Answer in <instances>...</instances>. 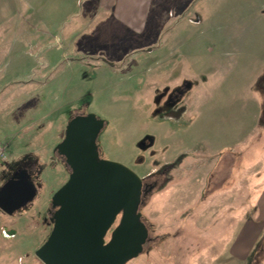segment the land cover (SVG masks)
<instances>
[{"label":"rangeland","instance_id":"rangeland-1","mask_svg":"<svg viewBox=\"0 0 264 264\" xmlns=\"http://www.w3.org/2000/svg\"><path fill=\"white\" fill-rule=\"evenodd\" d=\"M80 3L0 0L9 15L0 24V188L26 171L38 191L14 214L0 210V264H44L36 252L53 228L51 199L70 175L55 148L70 120L89 113L105 123L98 158L153 185L139 205L149 241L126 264H222L231 227L215 221L230 219L231 203L241 218L243 180L264 164V0H153L139 6L138 31L99 4L74 11ZM71 28L79 33L66 35ZM126 38L128 50H118ZM64 43L57 62L53 48ZM14 44L24 45L21 64L9 59ZM228 155L247 164L235 169L233 194H214ZM259 176L249 186L264 182V169Z\"/></svg>","mask_w":264,"mask_h":264},{"label":"water","instance_id":"water-1","mask_svg":"<svg viewBox=\"0 0 264 264\" xmlns=\"http://www.w3.org/2000/svg\"><path fill=\"white\" fill-rule=\"evenodd\" d=\"M104 125L93 113L78 114L55 148L70 175L51 199L53 228L36 252L44 264H126L149 241L139 212L143 179L123 164L98 158ZM37 193L27 174L18 172L0 188V210L12 215Z\"/></svg>","mask_w":264,"mask_h":264},{"label":"crops","instance_id":"crops-1","mask_svg":"<svg viewBox=\"0 0 264 264\" xmlns=\"http://www.w3.org/2000/svg\"><path fill=\"white\" fill-rule=\"evenodd\" d=\"M53 1L80 3L83 0H53ZM151 2H153V0H85L82 3H80L82 4V6L75 8L74 11H78L79 8H81L80 13H84V16H86L85 11H87V9L91 10V4H99L108 15L110 13L114 15L115 20L114 19L112 20L114 21L117 20V22H119L120 25H123L128 30L134 31L135 29L138 31L137 19H139V12H138L140 8L139 6L143 3H151ZM86 3L90 4V6L89 5L86 6L85 5ZM141 9H142L141 10V17H142V15L144 14V9H145L144 6L141 7ZM108 11H110V13ZM8 18H9V15L5 17V10H4V5H3L1 15H0V24H2V22H4V20ZM94 19H97V18H94ZM111 29H112V25H111ZM68 30H71V31L66 32V35H69L74 32L79 33L78 30H72V28ZM89 31H90V28H88L87 30L84 28L82 29V32H80L81 34L79 35V37H81L83 40L82 46L79 51L82 54H85L84 47H86V44L90 42L89 39L86 38ZM110 38L111 40H113L114 36L112 35L110 36ZM120 40L118 42L119 44L117 45L118 50H128V46H124V43H126L127 45V42L129 41L128 38H126V40L125 39H123L122 41ZM88 46H91V44H88L87 47ZM21 48L22 50H24V45L20 46V45L14 44L11 46L10 49H7V51L12 50V54H10L9 59L10 60L12 59L16 63L21 64L20 55H19ZM67 48H70V43H64L62 46H57L56 49L53 48V50H55V53H57L56 57L59 58L57 62L65 55V51L67 50ZM0 51L4 52L3 46H1ZM92 55L90 53L89 54L87 53L85 56L91 57ZM2 58H4L3 55H2ZM30 58L32 59L31 63L34 64L35 62L33 61V58L31 56ZM38 65L39 64L35 65L36 70H37ZM10 72H11L10 70H7L5 72V75L6 76L9 75ZM40 73L41 72L39 71L37 75H39ZM6 80L7 79H4V77L2 76L0 77V82H4ZM6 155H7V151H6ZM227 157H229V163H230L229 170L226 172V175L223 174L222 171H220L221 172L220 175L223 174L224 176L219 179V180H223L225 178L226 181L224 185H219V183H215V186L213 187V191H212L214 192V194H224V195L233 194V192L236 190L234 186L235 169L237 172V170L239 169L240 163L242 164L243 162H245L247 164V162L243 158L239 160L238 158L234 157V155H228ZM260 160H263V163H264V155ZM217 166L218 165L215 163V171H213L214 177L218 174L217 169H216ZM263 169H264V164L259 162L253 165V169H251V166L248 169L249 173H256L255 175H249L247 179L242 176V178H244L243 181L244 183H246V185L244 186V188L242 187L243 192H240V194L247 195V197L241 201L239 208L237 210L241 218H238V219L235 218L236 215L234 216V218L231 217V215L234 213V211H230L232 207L234 206L231 203V204H228L229 207L226 206V210H225L226 212L229 213L230 219H226V220L220 219L219 221L218 220L215 221V226H217V222H218L219 228L223 229L221 231H225L227 226L231 227L230 232L227 231V233L225 234L227 239L224 237V240L222 242V243H226V246L221 254V256H223V253H224L226 260L222 264H229V262L230 264H257L260 260V257H262L261 253L264 251V182L259 183L257 181L254 184H251L249 186L248 179L260 180L262 177H260L259 174L261 173ZM242 173H246L245 167H242ZM250 195H257V198L255 200H252V202L247 203V200H249L248 196ZM245 203H247L250 206L246 208L245 207L241 208L242 205L245 206Z\"/></svg>","mask_w":264,"mask_h":264},{"label":"built area","instance_id":"built-area-1","mask_svg":"<svg viewBox=\"0 0 264 264\" xmlns=\"http://www.w3.org/2000/svg\"><path fill=\"white\" fill-rule=\"evenodd\" d=\"M6 158V153L4 147L0 146V160H3Z\"/></svg>","mask_w":264,"mask_h":264},{"label":"flooded vegetation","instance_id":"flooded-vegetation-1","mask_svg":"<svg viewBox=\"0 0 264 264\" xmlns=\"http://www.w3.org/2000/svg\"><path fill=\"white\" fill-rule=\"evenodd\" d=\"M24 173V175L26 174L25 172H21V174H23ZM152 184H150V183H145V185H144V187H143V189L146 191V190H149L150 188H152ZM54 211L55 210H53V213H54Z\"/></svg>","mask_w":264,"mask_h":264},{"label":"trees","instance_id":"trees-1","mask_svg":"<svg viewBox=\"0 0 264 264\" xmlns=\"http://www.w3.org/2000/svg\"><path fill=\"white\" fill-rule=\"evenodd\" d=\"M0 163H3V161H0ZM116 225H117V223H116ZM109 238H110V234H108L107 240H109Z\"/></svg>","mask_w":264,"mask_h":264}]
</instances>
